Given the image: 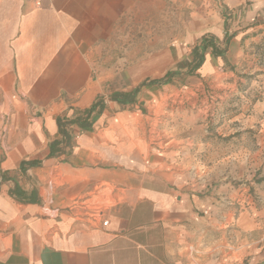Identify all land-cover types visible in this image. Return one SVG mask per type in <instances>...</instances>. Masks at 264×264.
Here are the masks:
<instances>
[{
  "label": "crops",
  "instance_id": "obj_1",
  "mask_svg": "<svg viewBox=\"0 0 264 264\" xmlns=\"http://www.w3.org/2000/svg\"><path fill=\"white\" fill-rule=\"evenodd\" d=\"M246 1L254 20L264 0H0V264L258 261L259 250L227 239L248 219L231 214L242 197L235 177L211 185L227 158L199 170L205 180L195 187L183 165L194 135L150 150L141 118L148 94L175 78L148 80L190 59L221 5ZM260 27L240 29L228 61L241 56L239 38ZM213 30L221 41L223 29ZM220 62L206 54L196 74ZM119 94L133 103L111 99ZM98 101L83 128L66 123ZM261 140L254 159H264Z\"/></svg>",
  "mask_w": 264,
  "mask_h": 264
},
{
  "label": "rangeland",
  "instance_id": "obj_2",
  "mask_svg": "<svg viewBox=\"0 0 264 264\" xmlns=\"http://www.w3.org/2000/svg\"><path fill=\"white\" fill-rule=\"evenodd\" d=\"M251 5V1L236 9L221 5L220 12L210 18L212 31L205 34L216 38L213 28L220 26L223 29L222 41L226 32L233 38L250 24L261 26L242 38L238 37L241 56L229 54L230 61L226 58L235 71H230L221 59L214 73L208 76L196 74L175 78L168 90L157 87V91L148 94L141 107V118L147 122L146 144L150 150H162L160 144L168 136L194 135L191 150L186 149L194 157L184 160L183 165L186 169L189 166L186 177L193 179L195 187H202L205 180L198 174L199 170L204 173L206 166L212 167L214 162L227 158L214 168L211 185L218 187L227 183L228 179L222 180L227 174L235 177L234 183L241 188L242 197L231 207V214L243 213L248 217L244 224L247 227L241 236L230 233L227 239L232 242L237 239V244L242 242L243 250H259L256 263H250L252 257H247L243 264H264V185H261L264 181L261 177L264 159L251 156L260 148L264 135V100L252 101L253 91L263 92L264 78L258 76L248 83L240 77L241 74L255 72L258 65L251 46L264 40V11L254 20L243 13ZM247 84L248 90L240 93ZM207 147L208 153L201 152Z\"/></svg>",
  "mask_w": 264,
  "mask_h": 264
},
{
  "label": "trees",
  "instance_id": "obj_3",
  "mask_svg": "<svg viewBox=\"0 0 264 264\" xmlns=\"http://www.w3.org/2000/svg\"><path fill=\"white\" fill-rule=\"evenodd\" d=\"M232 35H228L227 32L224 34V38L222 41L215 38L214 36L205 35L201 38L200 43L195 46L190 54V59L180 62L176 67L169 70L163 79L160 80H152L147 82L148 85L169 83L173 78L176 77H190L195 76L197 70L202 66L204 62V58L206 54H210L211 57L217 59L220 58L223 60L224 64L229 67L230 71H235V67L230 65L226 60V51L227 45L231 40ZM252 49L255 50V57L257 60V68H255V72L253 74H241L240 77L250 83L252 80H255L258 76H262L264 78V40L259 43L252 44ZM252 69V68H251ZM144 82L142 85H145ZM248 90V84L243 86L240 93L244 94ZM263 92L253 91L254 98L253 102L263 101L264 100V86L261 88ZM113 101H118L123 104H132L133 97L130 94H119L111 97ZM101 101H98L92 105V107L84 112L83 114H78L71 121L66 123L75 124L79 128H83L87 125V120L90 115L95 111L96 107L99 106ZM59 122V121H58ZM66 123L59 122L60 131L63 134V128ZM64 135V134H63Z\"/></svg>",
  "mask_w": 264,
  "mask_h": 264
},
{
  "label": "built area",
  "instance_id": "obj_4",
  "mask_svg": "<svg viewBox=\"0 0 264 264\" xmlns=\"http://www.w3.org/2000/svg\"><path fill=\"white\" fill-rule=\"evenodd\" d=\"M36 5H38V6H39V5H40V2H39V1H37V2H36ZM105 224H106V222H103V225H105Z\"/></svg>",
  "mask_w": 264,
  "mask_h": 264
}]
</instances>
